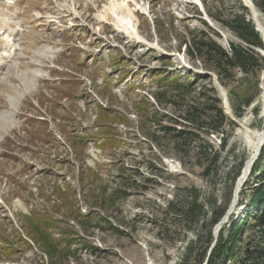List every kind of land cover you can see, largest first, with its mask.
Listing matches in <instances>:
<instances>
[{"label": "rangeland", "instance_id": "obj_1", "mask_svg": "<svg viewBox=\"0 0 264 264\" xmlns=\"http://www.w3.org/2000/svg\"><path fill=\"white\" fill-rule=\"evenodd\" d=\"M200 1L204 10L193 0H131V8L138 7L133 23L143 38L139 41L127 38L112 24H99L96 16L107 0H75L82 16L70 14L63 0H40L43 13L53 11L59 19L49 26L51 32L40 36L39 42L56 50L41 59L45 71L37 75L38 89L34 91V87H29L17 112L10 109V103L16 99H10L8 92L0 102V112L9 114V118L0 119V264H45L46 257L24 234L28 217L39 212L53 213L54 188L68 185L78 188L80 211L89 212L92 200L89 189L96 192L99 185L107 184L110 191L116 184L118 167L112 166L114 162L126 166L125 178L136 183L125 200L105 210L107 222H112L117 231L108 229L105 221L102 226L107 229L94 226L84 231L76 227L86 243L78 241L74 255L57 258V264H199L198 252L207 247L200 263L205 264L219 237L218 234L216 239L214 235L215 224L211 229L213 240L208 239L211 210L225 204L226 211L229 209L240 175L234 182L232 178L242 160L244 167L249 154L246 143L237 135L242 131L240 121L246 118L252 129L264 126L260 100L264 70L246 76L248 79L237 70L235 77L225 84L216 75L228 96L232 116L229 112L227 115L234 122L232 130L230 125L225 127V136L229 135L227 144L222 146L218 134H189L186 139H180L177 152L170 134L173 132L162 130L152 118L155 111H158L157 118L168 112L170 119L162 120V125L180 126L171 121L172 113L152 97L151 90L157 87L147 69L162 68L154 56L164 55L176 68H189L203 74L205 70L200 64L189 62L184 46L181 50L177 47L180 39L189 36L188 28L201 27V20H205L220 33V37L215 36L216 40L227 47L229 41L238 42L239 38L222 22L236 14H244L247 19L252 15L249 8V13L243 9L244 0ZM255 6L259 9L257 4ZM258 14L264 22V15L259 11ZM257 50L263 56L264 48ZM117 58L122 63L115 65ZM52 62L58 63L60 69L53 67ZM124 73L126 77L120 81ZM213 75L217 95L222 98L226 111ZM138 83L144 86H137ZM210 85L211 79L203 80L193 93L199 92L200 87L205 91ZM144 98L150 100L155 109L146 114L140 108L137 113L132 104L145 106L143 101L148 100ZM248 98L252 101L245 104ZM256 105L259 106L257 115ZM99 106L109 111H101ZM46 112L52 118L49 121L25 123L26 116L46 115ZM118 118H127V123ZM10 119H17L19 124L10 123ZM98 120L116 129L121 142L118 147L105 150L98 147L103 141L98 135ZM152 132L157 141L151 139ZM215 152L219 158L213 164L211 157ZM97 174L100 178L93 180ZM92 180L93 183H89ZM255 182L250 179L251 185ZM196 194L207 217L200 215L199 222L195 223L189 216L169 211L168 204L173 202L177 210L191 204L199 213V207L194 205ZM60 204L61 214H70L65 204ZM234 209L230 216L239 214L244 207ZM54 217L60 218V213H54ZM4 233L9 241L16 243L14 249L18 253L14 257L4 255L6 250L1 239ZM20 235L31 247L19 240ZM191 244L195 257L185 262V252Z\"/></svg>", "mask_w": 264, "mask_h": 264}, {"label": "trees", "instance_id": "obj_2", "mask_svg": "<svg viewBox=\"0 0 264 264\" xmlns=\"http://www.w3.org/2000/svg\"><path fill=\"white\" fill-rule=\"evenodd\" d=\"M253 2L257 4L259 11L264 15V0H253ZM242 7L249 13L248 7L245 5ZM201 22V27L188 28L189 36L180 39L177 47L178 50H181V47L184 46L189 62L194 65L200 64L205 72L208 71L209 73L202 74L191 71L189 68H176L174 62L164 55L154 56L159 60L162 68L147 69L149 78L157 87L156 90H151L152 97L159 106L172 113L171 121L178 126L180 125L179 127L162 125V120L170 119L169 113L162 114L161 117L157 118L158 111L153 112L152 118L156 119L155 121L161 129L166 132H173L170 134H172V141L177 152L179 151L180 139H186L189 134L199 135L202 132L206 135L218 134L221 135L222 146L224 147L227 144L229 135L225 136L227 132L225 127L230 125L229 128L232 130L233 126L231 124L234 122L224 112L222 98L217 95L210 73L217 75L220 82L225 84L227 80L235 77L237 70L245 74V79L250 74L264 70V57L257 51V48H264V41L251 18L247 19L244 14H236L234 17L222 22L226 28L234 31L239 38L238 42L229 41L227 47L216 40L215 36H221L219 32L209 26L205 20H201ZM156 31L160 33L158 28H156ZM120 63L122 61L119 58L114 62L115 65ZM125 77L126 73L122 74L120 81ZM206 79H211L209 88H205V91H203V88L200 87L199 92L194 94L196 85ZM137 86H144V84L138 83ZM131 87H133V83ZM209 92L212 94L209 95ZM188 96L191 97V100H186ZM144 100L148 99L144 98ZM251 101L252 98H248L244 103L249 104ZM143 103L145 106H138L139 104L134 102L132 107L137 113L140 112L141 108L146 114L154 108V104L150 100L143 101ZM99 108L101 111H109L103 106H99ZM254 111L257 115L259 112L258 105L255 106ZM101 118L102 116H99V119ZM119 120L127 123V118ZM98 123V135L103 138L98 147L104 150L118 147L121 142L117 138L119 134L116 129L100 124L99 120ZM151 139L157 141L155 132H152ZM218 158L219 154L215 152L211 157L212 163L215 164ZM112 166L118 167V180L110 191L107 184L99 185L96 192L89 189L88 195L92 198L88 208L89 212L83 213L80 211L77 196L78 188H71L68 185L67 187L57 186L54 188L55 206L53 205V213L42 214L39 212L28 217V221L24 225V234L34 243L42 256L46 257L43 263L57 264V258L74 255V246L78 241L86 243L85 238L79 237L76 227L82 228L84 231H89L87 229L94 226L99 229H107L102 226L103 221H108L105 210H110L116 202L125 200L131 193L129 189L136 184L135 182L130 183L125 178L126 166L115 162ZM242 167L243 160L232 178L233 182L240 175ZM96 178H100L99 174L93 180ZM250 179L256 180L254 185L250 184ZM93 180L89 183H93ZM84 193L86 194V191ZM198 196V194L194 196V205L199 207V213L191 204L184 210H177L172 202L168 204V209L173 211L175 215L189 216L192 221L197 223L199 222V216L206 213L203 205L198 202ZM60 203L65 204L67 209L70 210V214H61L62 206ZM237 206H243L244 209L239 214L233 213L229 221L221 228L218 240L209 255L208 264H264V145L259 158L251 168L248 180L240 191ZM226 209L225 204L211 210L210 228L207 230L209 241L213 240L212 226L220 221ZM57 212L60 213V218L54 217V213ZM205 217L207 216L205 215ZM61 223L64 225L61 226ZM74 223L77 226L74 227ZM107 223L108 229L117 231L118 228L112 222ZM198 237H200V234ZM1 239L6 250L4 253L6 258L17 255L18 252L14 249L16 243L9 241L5 233L2 234ZM19 240L31 247V244L23 236L20 235ZM193 253L194 250L191 244L185 252V262L189 258L195 257ZM206 253L207 247L198 252L197 261L199 264L203 261Z\"/></svg>", "mask_w": 264, "mask_h": 264}, {"label": "bare ground", "instance_id": "obj_3", "mask_svg": "<svg viewBox=\"0 0 264 264\" xmlns=\"http://www.w3.org/2000/svg\"><path fill=\"white\" fill-rule=\"evenodd\" d=\"M10 1H13V3ZM130 1L131 0H107V2L104 3L105 5L103 9L99 10L96 19L99 24L109 23L114 25L115 29L122 32V34L129 39L137 38L139 41H142L143 38L141 37L140 32H138L136 25L133 23V19H137L135 13V8L137 6L132 9ZM42 2H45V0H42ZM193 2H195L196 5L199 3L200 8L204 10L203 6H201L202 3L200 0H193ZM247 3L253 11L252 17L256 22V25L261 34L264 35V22H262L258 16L257 8L253 2V4L249 1H247ZM39 5L40 0H37V3L34 0H0V97L2 96V92L6 90L5 85L7 82L5 80L7 79L20 77L22 83H25L26 80L34 82V78L37 80L36 76L40 75V73H37V69L33 68L34 66L31 65L40 66L38 63L43 56L47 53L53 52V50L47 46L39 47L38 39L41 34L47 32L49 26L54 22H57L59 18L55 16L53 11L43 13V7H40ZM65 5H67L70 14L82 16V14L77 11L75 0H63V6L65 7ZM34 11H36L35 15H33ZM138 11L145 13L142 10ZM1 31L3 34H1ZM4 35L5 37L11 38L13 46L17 47L14 55H12L10 50L7 49V43L5 42L6 39L3 37ZM27 59L28 61H26ZM17 65L19 68L15 72L14 67ZM23 89H18L19 94L18 90L15 93L19 98L22 94L21 99L24 97L28 87L26 86ZM260 98L263 106L261 113L264 118V85L262 87ZM11 108L12 111L17 110L15 103L11 104ZM226 111L231 112L228 103L226 104ZM240 122L241 127H239L242 131L237 132V135L246 143L249 149V154L240 176L243 175L241 177L239 176L240 178L236 188L239 197L241 191H239L240 182L243 181L249 169L251 170L253 166L251 163L254 159L258 158L264 145V126L261 129H252L246 118H243Z\"/></svg>", "mask_w": 264, "mask_h": 264}, {"label": "water", "instance_id": "obj_4", "mask_svg": "<svg viewBox=\"0 0 264 264\" xmlns=\"http://www.w3.org/2000/svg\"><path fill=\"white\" fill-rule=\"evenodd\" d=\"M247 1H249L250 3H252V1H251V0H244V4H245V6H247V7L251 10V13H252V15H253V11H252L250 5H248ZM252 4H253V3H252ZM252 6H253V5H252ZM253 7H254V6H253ZM253 20H254V19H253ZM256 30H258V31L260 32V30H259V28H258L257 25H256ZM260 33H261V32H260ZM262 37H263V41H264V35H262ZM263 56H264V54H263ZM205 73H209V72H205ZM213 77H214V82H216V83L218 84V87H219V89H220V92H221V94H222V96H223V98H224V106H226V104H227L226 102L229 103V100H228V96H227L226 90L222 87V85H221L220 82L218 81L217 76H216V75H213ZM216 83H215V84H216ZM224 95H225V96H224ZM224 112H225V114H227V111H224ZM229 115L232 116V115L230 114V112H229ZM255 160H256V159H254V161H253L251 164H254ZM250 171H251V170L249 169L248 173H249ZM248 173H247V174H248ZM247 174H246L245 178L243 179V181L240 182V185H239V191L242 189V186H243V184L245 183V181H246V179H247V177H248ZM242 175H243V174H242ZM242 175H241V176H242ZM241 176H240V177H241ZM240 177H238L237 182H236V184H235V188H234V192H233V200H232V202H231V205H230L229 209L226 211V213H225L224 216L220 219V221L215 225V228H214V235H215V238H216V239H217V237H218V234H219V232H220L222 226H223L224 223L228 220V218H229L231 212L233 211V209H234V208L237 206V204H238V201H239V195H238V190H236V188H237V186H238V182H239V178H240ZM210 251H211V249H210ZM210 253H211V252H210ZM208 258H209V257H207L205 264H208Z\"/></svg>", "mask_w": 264, "mask_h": 264}]
</instances>
